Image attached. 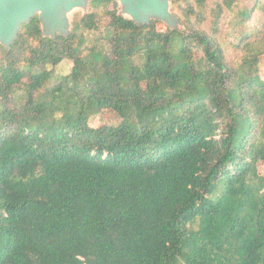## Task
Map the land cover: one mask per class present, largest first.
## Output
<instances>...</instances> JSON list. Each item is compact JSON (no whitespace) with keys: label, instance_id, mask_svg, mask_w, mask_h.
Returning a JSON list of instances; mask_svg holds the SVG:
<instances>
[{"label":"trees","instance_id":"trees-1","mask_svg":"<svg viewBox=\"0 0 264 264\" xmlns=\"http://www.w3.org/2000/svg\"><path fill=\"white\" fill-rule=\"evenodd\" d=\"M172 4L182 28L91 0L0 45V264H264V0Z\"/></svg>","mask_w":264,"mask_h":264},{"label":"water","instance_id":"water-1","mask_svg":"<svg viewBox=\"0 0 264 264\" xmlns=\"http://www.w3.org/2000/svg\"><path fill=\"white\" fill-rule=\"evenodd\" d=\"M91 0H0V45L9 49L17 39L22 24L38 15L42 35L54 38L68 36L71 21L68 14L80 8L85 10ZM172 0H117L119 14L134 23L150 24L160 21L170 29L179 28V18L170 11Z\"/></svg>","mask_w":264,"mask_h":264},{"label":"rangeland","instance_id":"rangeland-1","mask_svg":"<svg viewBox=\"0 0 264 264\" xmlns=\"http://www.w3.org/2000/svg\"><path fill=\"white\" fill-rule=\"evenodd\" d=\"M176 0H172L170 2V11L174 14V12L172 11V7H173V2ZM244 4L248 7L251 8L255 2V0H243ZM121 8L120 5L118 3V13L120 12ZM90 11V3L88 4L87 8L85 10L80 9V8H76L74 10H72L69 14H68V18L69 20L72 22V20L77 16H83L87 13H89ZM176 15V14H175ZM177 16V15H176ZM178 17V16H177ZM160 24H158L160 27L162 25L167 26L166 24L162 23L159 21ZM263 23V13L260 11H255L252 16L249 18L248 21L246 22H237L235 19L233 18H229L227 20H224L223 22V27H222V37L224 42L228 43V44H236L239 39L245 35H254L256 34L259 29L261 28ZM179 28H182V26L180 25ZM225 48L227 50V52L231 55V57H234L235 54L233 52L232 49L227 48V44H225ZM70 66L71 63L68 60H63L56 68L55 71L56 73L60 74V75H65L68 73V71L70 70ZM259 69H260V73L262 78H264V62H261L259 64ZM120 117L117 115V113H115L112 110H101L98 113L90 116L89 118V122L92 126L94 127H98L102 124H117L120 122ZM258 172L260 174H264V165L262 164H258Z\"/></svg>","mask_w":264,"mask_h":264}]
</instances>
